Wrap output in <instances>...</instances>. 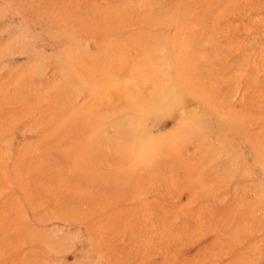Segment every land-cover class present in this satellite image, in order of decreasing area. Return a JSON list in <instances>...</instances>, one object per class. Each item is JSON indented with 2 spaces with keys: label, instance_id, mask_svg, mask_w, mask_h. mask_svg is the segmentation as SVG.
<instances>
[{
  "label": "rangeland",
  "instance_id": "obj_1",
  "mask_svg": "<svg viewBox=\"0 0 264 264\" xmlns=\"http://www.w3.org/2000/svg\"><path fill=\"white\" fill-rule=\"evenodd\" d=\"M0 264H264V0H0Z\"/></svg>",
  "mask_w": 264,
  "mask_h": 264
},
{
  "label": "bare ground",
  "instance_id": "obj_2",
  "mask_svg": "<svg viewBox=\"0 0 264 264\" xmlns=\"http://www.w3.org/2000/svg\"><path fill=\"white\" fill-rule=\"evenodd\" d=\"M137 76V75H136ZM140 76V75H139ZM139 78V77H138ZM131 81V80H130ZM121 84V83H120ZM123 84V83H122ZM121 84V85H122ZM128 84H126V86H127ZM123 87L125 86V84H123L122 85ZM122 90V89H121ZM120 92V91H119ZM132 95V94H131ZM139 95V94H138ZM129 96H130V94H129ZM114 98V97H113ZM145 106V104H142V105H140V107L141 108H143ZM163 104L161 103V102H158V103H154V104H152V105H150L149 106V109L151 110V111H160L161 109H163Z\"/></svg>",
  "mask_w": 264,
  "mask_h": 264
}]
</instances>
